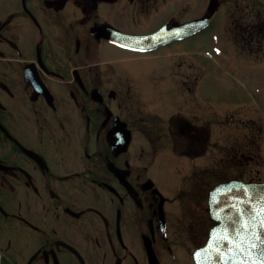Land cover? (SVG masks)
<instances>
[{"label":"flooded vegetation","instance_id":"obj_1","mask_svg":"<svg viewBox=\"0 0 264 264\" xmlns=\"http://www.w3.org/2000/svg\"><path fill=\"white\" fill-rule=\"evenodd\" d=\"M257 68L261 0H0V264H196L211 192L264 181Z\"/></svg>","mask_w":264,"mask_h":264},{"label":"water","instance_id":"obj_2","mask_svg":"<svg viewBox=\"0 0 264 264\" xmlns=\"http://www.w3.org/2000/svg\"><path fill=\"white\" fill-rule=\"evenodd\" d=\"M197 23L201 21L195 25ZM198 27L200 24L196 25ZM212 212L220 223L213 229L207 246L198 254L197 264H262L264 182L235 181L219 186L213 193ZM253 243L257 245L255 249L251 248Z\"/></svg>","mask_w":264,"mask_h":264},{"label":"rangeland","instance_id":"obj_3","mask_svg":"<svg viewBox=\"0 0 264 264\" xmlns=\"http://www.w3.org/2000/svg\"><path fill=\"white\" fill-rule=\"evenodd\" d=\"M222 23L223 20L217 17L215 22L208 29L203 31L201 39H199V42L203 45L202 64L206 66L211 65L215 67L214 69L212 68L213 71H209L208 73V77L214 79L220 78V75L218 74L219 70L225 71V67L230 69L232 67V60L230 61L229 59L223 57L222 55H217L215 52H219V51H216L212 48L213 46L220 44V42L223 43L222 38L225 36V31H224L225 28L222 25ZM216 35L219 37V39H217ZM186 45L189 47L191 45H197V44H195L193 41H187ZM221 46L225 47L226 43L224 42V44ZM206 52H208L211 56H206L205 54ZM233 77L237 78L238 77L237 73H235ZM258 77L264 78V68H257L256 70L251 69V80L255 81V79L253 78H258ZM220 84L221 83H219V85Z\"/></svg>","mask_w":264,"mask_h":264},{"label":"snow or ice","instance_id":"obj_4","mask_svg":"<svg viewBox=\"0 0 264 264\" xmlns=\"http://www.w3.org/2000/svg\"><path fill=\"white\" fill-rule=\"evenodd\" d=\"M233 207H236V205H233ZM262 225H264V222H262ZM227 239H228V237L226 236L225 240H227ZM257 239H259V237H257ZM256 247H257V245L255 243H253L251 245V248H253V249H255ZM253 264H255V262H253ZM262 264H264V261H262Z\"/></svg>","mask_w":264,"mask_h":264}]
</instances>
